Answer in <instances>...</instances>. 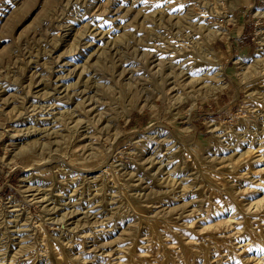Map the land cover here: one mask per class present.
Listing matches in <instances>:
<instances>
[{"label":"rangeland","instance_id":"obj_1","mask_svg":"<svg viewBox=\"0 0 264 264\" xmlns=\"http://www.w3.org/2000/svg\"><path fill=\"white\" fill-rule=\"evenodd\" d=\"M261 36L264 0H0V264H264Z\"/></svg>","mask_w":264,"mask_h":264},{"label":"bare ground","instance_id":"obj_2","mask_svg":"<svg viewBox=\"0 0 264 264\" xmlns=\"http://www.w3.org/2000/svg\"><path fill=\"white\" fill-rule=\"evenodd\" d=\"M191 20H192V19H191ZM191 20H190V21H191ZM259 34H260V33H259ZM259 36H260V35H259ZM261 37H262V36H261ZM259 39H260V38H259ZM261 39L263 40L264 38L262 37ZM261 42H262V41H261ZM125 71H126V70H125ZM183 71H184V74H185V75H188V77L190 76V75H189L190 72H189L188 70L185 71V69H183ZM191 71H192V70H191ZM131 72H132V71H131ZM135 72H136V71H135ZM131 74L134 75V72H132ZM133 75H132V77H133ZM128 76H130V75H128ZM133 79H134V77H133ZM160 79H161V78H160ZM84 87H85V86H84ZM86 88H87V87H86ZM81 89H82V87H81ZM90 89H91V88H90ZM86 91H87V90H86ZM86 91H84V92H85V95H87V93H88V92H86ZM90 91H91V90H90ZM79 92H80V93H79ZM79 92H75V94L78 93V95H79V94L82 93V92L80 91V89H79ZM93 92H94V91H93ZM76 95H77V94H76ZM78 95H77V96H78ZM83 96H84V94H83ZM67 98H68V97H67ZM89 100H90V99H89ZM31 106H32V105H31ZM31 120H32V119H31ZM85 130H87V129H84V131H85ZM159 169H160V167L157 166V170H159ZM114 176H115V175H114ZM47 200H48V199H47ZM56 203H57V202H56ZM59 204H61V203H59ZM87 213H88V212H87ZM13 217H14V216H13ZM86 217H87V216H86ZM16 220H17V219H16ZM14 222H15V221H14ZM17 223H18V222H17ZM14 224H15V223H14ZM18 224H19V223H18Z\"/></svg>","mask_w":264,"mask_h":264}]
</instances>
